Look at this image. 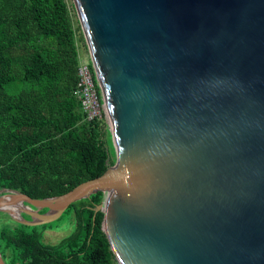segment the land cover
<instances>
[{"label": "water", "instance_id": "water-1", "mask_svg": "<svg viewBox=\"0 0 264 264\" xmlns=\"http://www.w3.org/2000/svg\"><path fill=\"white\" fill-rule=\"evenodd\" d=\"M74 1L116 163L0 211L41 225L104 191L121 264H264V0Z\"/></svg>", "mask_w": 264, "mask_h": 264}, {"label": "trees", "instance_id": "trees-1", "mask_svg": "<svg viewBox=\"0 0 264 264\" xmlns=\"http://www.w3.org/2000/svg\"><path fill=\"white\" fill-rule=\"evenodd\" d=\"M81 30L68 0H0V189L58 196L116 163L104 117L88 119L76 94ZM89 66L103 101L92 61ZM104 195L72 203L65 212L73 215L74 230L54 244L44 240L51 223L28 225L0 211L6 263L121 264L98 209Z\"/></svg>", "mask_w": 264, "mask_h": 264}, {"label": "rangeland", "instance_id": "rangeland-1", "mask_svg": "<svg viewBox=\"0 0 264 264\" xmlns=\"http://www.w3.org/2000/svg\"><path fill=\"white\" fill-rule=\"evenodd\" d=\"M68 2H69L70 7L72 8L75 25L78 26V23L81 25L80 17H79L77 8L75 6V1L74 0H68ZM81 27H82V25H81ZM82 31H83V28H82L81 32ZM79 49H80L82 60H84L85 62H88V63L90 61H92L91 51L89 49L86 38H85V41L84 40L79 41ZM104 105H105L104 120L106 122L107 128L111 131L112 130V123H111L110 117L108 115L107 106H106L105 102H104ZM104 199H105V196H104ZM1 216L2 215L0 214V217ZM7 218L8 217H6L5 219L7 220ZM50 223L53 226V228H49L46 230L44 240H45V242L52 243V244L57 243L62 238L68 236L74 230V226H75L74 217L72 214H68V212L63 213L58 219H56ZM0 226H2V221H0Z\"/></svg>", "mask_w": 264, "mask_h": 264}, {"label": "built area", "instance_id": "built-area-1", "mask_svg": "<svg viewBox=\"0 0 264 264\" xmlns=\"http://www.w3.org/2000/svg\"><path fill=\"white\" fill-rule=\"evenodd\" d=\"M79 76L80 79L76 94L81 98L82 106L87 114V118H103L105 115L104 100L101 101L93 71L91 70L89 63L84 60L81 61Z\"/></svg>", "mask_w": 264, "mask_h": 264}, {"label": "bare ground", "instance_id": "bare-ground-1", "mask_svg": "<svg viewBox=\"0 0 264 264\" xmlns=\"http://www.w3.org/2000/svg\"><path fill=\"white\" fill-rule=\"evenodd\" d=\"M111 120V119H110Z\"/></svg>", "mask_w": 264, "mask_h": 264}]
</instances>
